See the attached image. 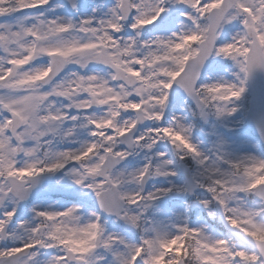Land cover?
I'll use <instances>...</instances> for the list:
<instances>
[{
    "label": "snow or ice",
    "instance_id": "6c2138e0",
    "mask_svg": "<svg viewBox=\"0 0 264 264\" xmlns=\"http://www.w3.org/2000/svg\"><path fill=\"white\" fill-rule=\"evenodd\" d=\"M50 3L0 0V17L11 18L0 22V264H40L49 250L47 264H264V204L246 203L247 196L264 198V159L228 161L204 155L183 126H153L142 134L136 130L141 121L164 120L174 83L184 87L202 111L215 108L217 115H231L237 110L230 105L245 92L244 80L239 86H197L196 81L200 67L213 54L237 60L245 78L255 66H264V0H175L192 28L151 40L138 38L149 26H166L168 0H115L99 19L30 14ZM28 20L35 22L29 25L24 22ZM235 20L242 32L217 47L218 29ZM41 55H47L49 63L34 66ZM91 62L110 67V79L77 72L57 79L66 65L84 68ZM57 98L67 103L58 107ZM97 108L104 109L102 115L95 114ZM126 112L135 113V118L121 120ZM81 118L87 123L79 126L90 129L91 139L78 148L53 152L52 138L71 137ZM69 121L72 127L62 130ZM164 139L179 160L191 157L200 165L193 179L208 196L201 203L217 209L227 235L213 237L187 222L177 225L174 234L142 226L150 203L173 189L124 191L128 178L115 168L131 155L127 149H152ZM158 155L164 158L166 153ZM171 164L164 159L153 170L149 162L130 179L143 184L153 171L174 177L176 171L165 168ZM65 169L84 194L94 195L97 211L81 223L77 205L33 209L38 222L17 223L18 206L38 178ZM104 213L140 229L139 239L129 242L106 232Z\"/></svg>",
    "mask_w": 264,
    "mask_h": 264
},
{
    "label": "rangeland",
    "instance_id": "374dc122",
    "mask_svg": "<svg viewBox=\"0 0 264 264\" xmlns=\"http://www.w3.org/2000/svg\"><path fill=\"white\" fill-rule=\"evenodd\" d=\"M115 3V0H80L78 4L77 11L74 14H71L66 6L59 2L56 3L52 9H40L32 10L30 14L35 15L38 11H43L46 18H55V17H64L66 19H72L73 21H78L86 15H95L98 19L103 16L104 13ZM176 3L168 5L169 13L171 8L175 9V14L170 16L169 21L167 22L164 28L152 27L150 31L141 33V36L138 38L140 40H151L156 37H168L171 36L173 32H182L188 31L192 28L191 21H189L185 16L181 15L175 7ZM90 5H92L90 7ZM97 9L93 13V9ZM188 11H191L188 6H184ZM10 17H0V22L4 20H9ZM27 24L35 22L34 20L24 21ZM242 32V26L238 20L232 21L231 23H225L222 27V30L219 34L218 46L220 47L223 44L232 42L233 38ZM124 33H122L123 35ZM127 34L134 35L131 29H127ZM48 56L41 55L34 62V66H46L48 64ZM95 65V66H93ZM99 63L91 62L86 67L81 68L76 64H69L67 72L63 77L67 76L71 72H77L81 75L85 74H96L105 79H110V76L107 72L101 71L97 66ZM93 66V68H91ZM241 80H244L245 92L241 95L239 99H233L231 107H235L237 110L231 115H217L215 108H205L203 112H200L198 115H195L193 108L186 99H183L179 104L174 108L173 112L164 118L160 122H154L153 126H183L187 129V135L190 141L195 144L198 150L210 157H216L217 155L223 156L225 160L236 161L246 157H256L259 159H264V151L261 148L259 139L254 136L247 127V109H248V87L244 73L240 71V65L237 60H234L230 57H225L223 55L214 56L212 63L209 67L208 73L202 79V84H211V83H229L240 85ZM199 85V86H200ZM138 100V98H136ZM63 103H67L66 100L62 98H57V106H61ZM104 109L100 108L99 113L96 115H102ZM127 113V112H126ZM129 114V113H128ZM194 114L198 122L201 124L200 129L197 133L194 132V127L189 123L188 116ZM127 118H134L133 115H121V120ZM74 122H66L63 127L67 129L72 126ZM86 120L81 118L78 122L79 125L86 124ZM80 139L79 136L74 137H64V140L67 142H77V144L82 145L84 142L91 139L89 135L90 129L87 127L80 126ZM149 128V127H148ZM147 129V128H146ZM145 129V130H146ZM143 130L141 134L145 131ZM80 147V146H79ZM165 152L166 156L161 158L158 153ZM130 165L129 169H123L120 172L124 173L125 177L128 178L123 186L124 191L134 192L141 190L140 184H136L131 181L130 174L138 172L144 167L145 164L151 162L153 170L160 164L163 163L164 159L172 160L171 165H165L166 169H171L176 171L177 175L174 177L171 176H158L153 171L152 174V183L148 189V192H154L158 188L171 187L173 190L171 192H176L180 194V199L173 201L167 200L166 195L160 197L159 199L150 203V206L144 212V221L142 226L149 230H165L170 234L176 232V226L181 225L187 222L191 226L203 227L205 233L213 237L221 236L214 227L210 224L214 223L216 220V215L210 216L209 211L216 213L212 206L208 207L207 220L200 218L198 214L194 215V218L189 217L190 206L187 204V187L186 183L181 175L179 170V164L185 161L179 160L176 154V150L173 145L166 139L158 142L157 145H154L152 149L142 147L141 151L135 154H131L129 157ZM192 160V161H191ZM192 167L193 175L196 177L197 172L200 170V165L190 159L189 162H186ZM221 167L224 170L228 169L227 165L221 164ZM60 189V194L64 195L65 198L57 200L55 202H46L40 201L31 206L28 209V212L20 221H26L29 225L35 224L37 218L34 215L33 209L37 210H64L67 207L77 205L79 207L80 222L86 223L91 217V213L97 211L93 207V195L84 194L85 190L81 189L78 185H75L71 179L68 169L61 171V178L53 184L52 189ZM68 197L75 199L70 200ZM197 198L202 201L207 199L208 196L203 189L197 194ZM189 200V199H188ZM88 202H90V205ZM246 203L248 206H260L254 195L246 197ZM84 210V211H82ZM104 227L106 232L117 233L123 237L126 241L136 242L141 233L140 229H137L136 232L127 231L124 227L118 225V222L115 220H105ZM104 250L102 249L101 253ZM45 257H48L47 259ZM48 252L40 257V264H47V261L50 259Z\"/></svg>",
    "mask_w": 264,
    "mask_h": 264
},
{
    "label": "water",
    "instance_id": "95a60500",
    "mask_svg": "<svg viewBox=\"0 0 264 264\" xmlns=\"http://www.w3.org/2000/svg\"><path fill=\"white\" fill-rule=\"evenodd\" d=\"M219 29H218V31H219ZM211 57H212V55H210L204 61L203 65L200 67L199 74H198L197 81H196V85L198 84L202 74L205 72ZM250 78H251V85H252L251 90H252L253 100H252V107H251V110L249 113V124L261 136V138L264 142V66H260V65L255 66L250 71ZM171 93L172 94L170 97L169 105L174 104L175 101L179 97L183 96L184 94H187L191 100H193L194 102L197 103L196 99L193 98V96H191L188 93V91H186V89L178 83L175 84ZM40 180L42 182L44 181L43 178H40ZM40 194H42L41 191H39L38 189H34V191H30V194L26 200H28V199L31 200ZM106 214L108 216L114 215V214H108V213H106ZM125 223L130 225V222L125 221Z\"/></svg>",
    "mask_w": 264,
    "mask_h": 264
}]
</instances>
